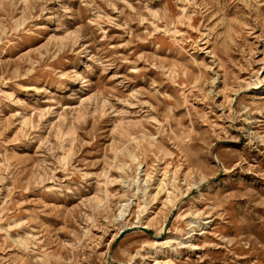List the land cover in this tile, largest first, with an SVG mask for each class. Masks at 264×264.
I'll list each match as a JSON object with an SVG mask.
<instances>
[{"label":"rangeland","instance_id":"rangeland-1","mask_svg":"<svg viewBox=\"0 0 264 264\" xmlns=\"http://www.w3.org/2000/svg\"><path fill=\"white\" fill-rule=\"evenodd\" d=\"M0 264H264V0H0Z\"/></svg>","mask_w":264,"mask_h":264},{"label":"bare ground","instance_id":"bare-ground-1","mask_svg":"<svg viewBox=\"0 0 264 264\" xmlns=\"http://www.w3.org/2000/svg\"><path fill=\"white\" fill-rule=\"evenodd\" d=\"M124 206H126V205H124ZM124 215V210H121L120 212H119V216L120 217H122ZM195 221H193V222H189L190 224H193ZM169 241V238H166V240L163 242V243H169L168 242Z\"/></svg>","mask_w":264,"mask_h":264}]
</instances>
